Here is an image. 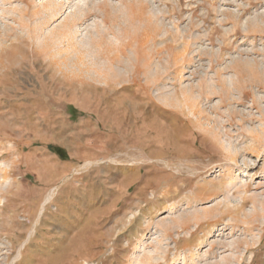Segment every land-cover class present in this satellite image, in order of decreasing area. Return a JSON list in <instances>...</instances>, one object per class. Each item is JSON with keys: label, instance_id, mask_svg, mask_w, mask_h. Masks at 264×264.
<instances>
[{"label": "rangeland", "instance_id": "374dc122", "mask_svg": "<svg viewBox=\"0 0 264 264\" xmlns=\"http://www.w3.org/2000/svg\"><path fill=\"white\" fill-rule=\"evenodd\" d=\"M0 264H264V0H0Z\"/></svg>", "mask_w": 264, "mask_h": 264}, {"label": "trees", "instance_id": "16d2710c", "mask_svg": "<svg viewBox=\"0 0 264 264\" xmlns=\"http://www.w3.org/2000/svg\"><path fill=\"white\" fill-rule=\"evenodd\" d=\"M49 149L55 153L59 158H65V156H63V151L59 148L53 147V146H49Z\"/></svg>", "mask_w": 264, "mask_h": 264}, {"label": "bare ground", "instance_id": "6f19581e", "mask_svg": "<svg viewBox=\"0 0 264 264\" xmlns=\"http://www.w3.org/2000/svg\"><path fill=\"white\" fill-rule=\"evenodd\" d=\"M55 217V216H54ZM57 219V218H56ZM199 227H201V226H199Z\"/></svg>", "mask_w": 264, "mask_h": 264}]
</instances>
